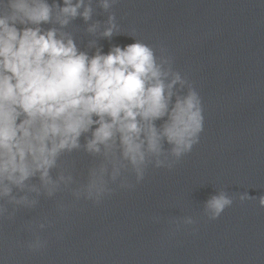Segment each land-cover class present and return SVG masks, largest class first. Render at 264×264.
<instances>
[{"label":"clouds","instance_id":"1","mask_svg":"<svg viewBox=\"0 0 264 264\" xmlns=\"http://www.w3.org/2000/svg\"><path fill=\"white\" fill-rule=\"evenodd\" d=\"M112 3L100 0V7L107 11ZM92 13L91 0H63V6L0 0V219L12 220L41 195L69 189L75 180L62 163L66 155L99 158L87 182L71 189L77 200L99 204L114 191L112 184L134 187L125 173L139 183L149 165L171 169L199 143L204 117L198 92L176 90L186 80L166 68L167 61L158 63L150 46L137 41L106 54L96 48L90 56L63 31L78 17L87 23ZM114 21L110 15L103 37L113 36ZM99 27L95 22L86 31L95 34ZM232 203L221 191L205 202V211L216 219ZM259 203L264 207V196Z\"/></svg>","mask_w":264,"mask_h":264}]
</instances>
